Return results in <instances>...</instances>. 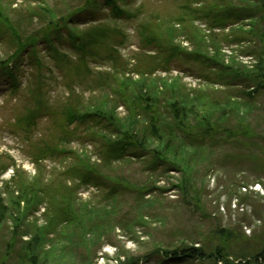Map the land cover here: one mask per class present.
<instances>
[{"label": "rangeland", "instance_id": "1", "mask_svg": "<svg viewBox=\"0 0 264 264\" xmlns=\"http://www.w3.org/2000/svg\"><path fill=\"white\" fill-rule=\"evenodd\" d=\"M86 1L91 0H0V62L12 64L16 59L17 64L23 65L17 72L19 85L16 90L8 91L5 89L7 81H0V199H5L14 216H9L0 224V264H32L31 258L24 257V244L36 235H39L42 242L45 241L46 250L37 264H120V260H126L125 254L131 257L145 256L161 245L163 248L165 245L175 247L178 242L174 236H181L180 232L189 238H198L202 232H209L216 224L223 227L232 225L239 234L246 236L245 242L235 246L246 248L252 259V256L264 248L261 245V234H264V150H261V171L258 170L259 165L251 166L245 159H233L242 152V148L237 147L241 145L242 138H226L222 143L223 148L217 150L215 158L213 157L215 170L198 175L200 181L205 183V187H201V206L205 211H194L179 202L181 198L175 185L180 181V175L176 172L163 178L151 177L150 174L143 173L142 163L128 161L115 163L110 170H104L106 174L125 179L132 185L141 187L146 184L150 188H164L166 199L161 201L170 207L165 216L167 228H159L161 223L156 226V222L145 219L147 226L152 224L151 229L134 223L123 229L121 225L112 222L115 227L100 237L88 236L87 225L80 226H84V229H80V234L75 232L74 235L76 227H73L67 228L63 233L49 235L47 229L51 225L45 216L48 205H38L32 200L28 203L26 197L18 199L21 189L30 196L33 192L51 193L52 190L65 189L66 185L75 187L81 184L70 173L77 157L89 158L90 163L95 164L97 154L93 144L98 143L96 140L105 136L106 131H111L108 119L96 115L97 108L113 110V115L123 122L130 114L112 89H100L103 83L109 80L112 82L114 76L131 83L141 79L138 72H144L148 83L158 79L164 80L161 87L164 82L177 83L172 87L173 91L180 89L193 95L203 92L205 97L193 105L195 112L201 116H214L215 98L225 105L229 102L238 103L240 109L246 110L247 127L250 126L255 137L261 139H256L259 141L256 144L264 147V90H260L252 101V107L248 109L245 105L250 99L244 94L248 83L235 88H222L219 86L221 78L217 72L220 69L218 66H206L196 60L188 61L185 56L176 59L169 66L173 69L172 73H166L161 68L154 76L147 73L155 62V54L163 51L155 53L160 51L155 44L170 43L181 51L193 52L195 47L185 40V35L189 37L192 33L198 36L199 32L201 39L197 45L203 53L207 52L210 57L218 54L213 47L217 45L220 56L216 61L237 69L245 66L247 70H254L252 66L256 59L249 57V54L256 51L258 46L262 48L264 45L261 40L249 34L254 22L244 20L238 26L226 23L225 30L216 29L212 32V22L209 21L215 12L224 15L236 8V4L254 6V1L117 0L118 7L130 17L115 21L105 16L111 7L99 0L95 11L103 20L106 18L104 23L89 24L93 23L91 15L87 16V21H78L77 27H70L88 39L100 38L99 43L88 48L82 56L66 48V55L53 51L45 53L44 45H40L35 56L26 52L23 58H15L19 43H16L17 36L6 29L4 20L7 13L12 19H16L22 31L19 34L20 40H24L27 33L36 31L37 36L38 30L43 26L68 22L67 15L75 9L82 10ZM190 7L192 11L202 12V16L197 12L191 15ZM33 12L41 15L30 24V14ZM143 33L154 39L152 44L149 41L143 44ZM226 36L229 40H226ZM174 37L175 41H171ZM27 56L30 60H37L40 66H30ZM94 57H102V61L98 59L101 63H96ZM157 57L159 61L164 59L162 55ZM102 62L104 66L101 65ZM117 69L120 70V76L117 75ZM238 81L240 80L234 82ZM71 108H74V120L69 118ZM231 109L227 111L230 112ZM242 114L241 112L239 115L235 109L234 114L222 123L228 128L239 130ZM68 151L71 153H67ZM228 155L232 156L229 160L226 158ZM243 186H248V189ZM104 190L96 188L95 184L82 185L75 193L73 204L77 208L82 203L85 208L88 203L94 206L100 204L104 208L107 206L101 204V199L107 192ZM136 196L129 192L120 195L124 206L119 208V219L126 218L129 222L137 215ZM246 196L248 198L244 199ZM144 213L147 212L144 210ZM90 219L80 216L78 223L88 224ZM40 229H45V232L38 234ZM143 231L150 234H144ZM45 236L48 238L45 239ZM56 239L57 242L52 241ZM88 253L90 262L84 260ZM261 262L264 260L261 259Z\"/></svg>", "mask_w": 264, "mask_h": 264}, {"label": "trees", "instance_id": "2", "mask_svg": "<svg viewBox=\"0 0 264 264\" xmlns=\"http://www.w3.org/2000/svg\"><path fill=\"white\" fill-rule=\"evenodd\" d=\"M91 1H86L82 10L75 9L71 14H68V22L63 25L55 23L43 26L38 30L39 33L37 36L36 31L30 34L27 33L24 40H20L19 34H22V31L18 23H16V19H12L7 13L4 24L13 36H17L16 43H19L15 58H23L26 52L35 56L40 45H44L43 49H45V53L53 51L54 53L62 52L66 55L67 52L64 51V48H66L82 56V53L87 51L88 48L99 43L100 38L88 39L83 34H77L70 27H77L78 21L83 19L87 21V16L91 15V19H93V23H89L91 25L102 24L106 21V18L103 20V18L97 16L98 12L95 11V5L99 0ZM101 1L105 5H108L109 8L111 7L110 12L105 15L107 18L119 21L130 17L118 7L117 0ZM245 1L247 3L254 1L255 4L254 6L249 4H236V8L229 10L224 15L217 14V12L213 13L211 16L212 19L209 20L212 23L215 22V24L211 23V31L213 32L216 29L225 30L227 27L226 23L229 26H238L242 21L249 20L257 23V25H254L252 22L253 24L251 25L253 27L249 34L261 40L264 44V0ZM190 9L189 13L191 15L194 12L199 13L197 10L192 11L191 7ZM18 13L19 15L22 14L20 11ZM199 14L201 17L202 12ZM30 15L32 16L29 19L31 24L34 18H39L41 14L33 12ZM199 34L197 36L191 33L189 37L187 34L185 35V40L193 43L195 47L193 52L181 51L175 46L173 47L169 42V45H164L163 43L155 44L157 49H160L159 52L155 53L163 51L160 54H155V62L151 67L152 69L148 70L147 73L154 76L160 68L166 73H172L173 69L169 66L176 59L182 58V56H185L188 61L196 60L206 66H218L220 69L217 72L221 78L219 80L221 82L220 87L229 89L239 87L240 85L243 86L246 83L249 84L244 88L247 89V91H244V94L250 99L245 105L246 108L250 109L252 107V101L256 98L260 90H264V45L262 48L258 46L259 48L256 51L249 54V57L256 59L255 64L252 66L254 70H247L245 66L237 69L232 65H225L224 63L216 61V58L218 59L220 56V48L217 45H213V47L218 54L215 53L214 56L210 57L207 52L203 53L197 45L201 39ZM144 35L143 33V44H147L148 41L152 44L154 39ZM228 38L226 36V40H229ZM175 39L176 37L171 38V41H175ZM161 55L164 59L162 58V61H159V57L157 56ZM94 58L96 59L94 60L96 63H98L97 61H99V64L101 63L100 60L102 57ZM26 59L33 68L40 66L37 60H30L29 56ZM11 63L8 64L6 61L0 62V81L3 79L7 81L8 85L5 89H8L10 92L18 88L19 77L17 72L23 66L22 64H17L16 59ZM101 65L104 66V62ZM117 71V75L120 76V70L117 69ZM138 73L137 75L141 78L138 82L132 81L129 83L126 79L122 80L114 76L111 79L112 82L109 80L103 83L100 88L112 89L115 96L118 97L117 99H121V103H124L129 109L130 114L126 121L123 122L120 118L113 115V110L105 107L97 108L96 115L108 119V128L111 131H106L107 136L105 135L99 138L100 140H96L99 142L93 144L97 154V162L95 164L90 163L89 158L82 159L80 156L77 157L74 168L70 170V173L81 184L78 186L75 184V187L66 185L65 189H60L59 191L52 190L51 193L41 191L40 194H36L33 192L30 196H28V193L24 194L21 189L19 200L26 197L28 203L32 200L38 203V205L45 203L48 205L45 216H47L50 222L49 225H51L47 229L49 235L60 234L67 230V228L72 229L73 227H76L74 235L75 232L76 234H80V229H84V226H80L87 225L89 226L86 229L88 236L100 237L108 234L115 227L113 223L121 225L123 229H127L133 223L143 225V228H150L152 224L150 223L147 226L145 219L156 222V226L158 223H161L159 228L168 227L165 216L169 213L170 207L164 205L161 201L162 199H166L164 188H150L146 184L140 187L139 185H132L125 179H118L111 176V174H106L104 170H110V167H113L115 163L118 164L127 161L142 163L144 168L143 173L150 174L151 177L153 175L163 178L172 172L178 173L180 175V181L175 185V190L178 191L181 198L179 202H183L186 206L198 212L203 210L201 206V187H205V183L203 184L200 181L198 175L215 170L214 158L217 150L223 148L224 145L222 146V143L225 142L226 138H242L240 139L241 145L237 146L238 148H242V152L233 159H245L251 166L259 165L258 170L261 171V150L263 151L264 147L261 148V145L256 144L259 142L256 139H261L255 137L256 135L250 126L247 127L245 119L246 110L240 109L238 103L231 104L229 102L225 105V103H219L215 98L213 100L214 116L212 114L201 116L195 112L196 108L194 106L197 101H201L205 97L203 92L193 95L192 93H185V91L183 92L180 89L173 91L171 89L177 83L168 84L164 82L163 87H161V82L164 80L159 81L156 79L148 83L145 73ZM149 74L147 75L149 76ZM237 80L240 81L234 82ZM231 81L233 82L231 83ZM230 107H233V109ZM73 109L71 108L69 110L70 120H74L75 115ZM228 109H231L230 112L227 111ZM235 109H237L239 115L241 112L243 113V119H240L239 130L228 128L222 123L228 120L231 114H234ZM216 114L218 117H216ZM246 138L247 140H245ZM62 153L58 154L61 155ZM67 153L71 152L68 151ZM73 155H75L74 152ZM226 158L229 160L232 156L228 155ZM232 165L235 166L234 163ZM223 166H227V164H223ZM89 184H95L96 188L107 191L101 199L103 200L101 204H106V207L102 208L100 204L94 206V204L88 203L85 208L83 207L85 204L82 203L77 208L73 204L78 187ZM247 187L243 186V188ZM42 192L44 193L42 194ZM124 192L137 195L135 198L138 208L137 215L135 214L129 222L126 218L119 219L118 215L119 208L124 206V201L120 197ZM246 198L248 196L244 199ZM144 210L147 213H144ZM9 216L14 217L5 199L1 198L0 224L5 222ZM80 216L88 217V219L91 218V222L88 224L78 223ZM92 220H94V223ZM45 229L38 230V234L45 232ZM143 233L150 234L145 231ZM180 235L174 236L177 237L178 242L175 247L165 245L163 248L161 245L145 256L131 257L125 254L127 256L126 260H120V264H144L149 262H153L154 264H207L208 262L212 264H264V262H261V259L264 260V248L250 259L251 255L247 253L246 248L236 247L237 243L245 242L247 238L239 234V231L232 225L223 227L216 224L209 232H202L198 238L196 236L189 238L183 232H180ZM261 238H263L261 245H264V234H261ZM31 239L24 244L26 252L24 257L31 258L30 262L37 264L38 259L45 254V241L42 242L39 235L33 236ZM52 241L57 242L58 240ZM84 260L91 261L89 253L88 255L86 254Z\"/></svg>", "mask_w": 264, "mask_h": 264}, {"label": "water", "instance_id": "3", "mask_svg": "<svg viewBox=\"0 0 264 264\" xmlns=\"http://www.w3.org/2000/svg\"><path fill=\"white\" fill-rule=\"evenodd\" d=\"M63 22V20H61Z\"/></svg>", "mask_w": 264, "mask_h": 264}]
</instances>
